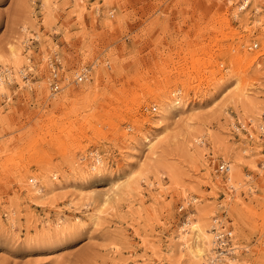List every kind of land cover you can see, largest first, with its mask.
Masks as SVG:
<instances>
[{"label": "rangeland", "instance_id": "1", "mask_svg": "<svg viewBox=\"0 0 264 264\" xmlns=\"http://www.w3.org/2000/svg\"><path fill=\"white\" fill-rule=\"evenodd\" d=\"M255 2L0 0V264H185L216 221L264 264Z\"/></svg>", "mask_w": 264, "mask_h": 264}, {"label": "bare ground", "instance_id": "2", "mask_svg": "<svg viewBox=\"0 0 264 264\" xmlns=\"http://www.w3.org/2000/svg\"><path fill=\"white\" fill-rule=\"evenodd\" d=\"M251 3H252V0L250 2V6H251ZM255 4L256 5L258 4V0H256ZM250 6H249V8H250ZM237 9H239L238 6H237ZM255 9H256L255 10L256 13H258L260 11V9L258 7H256ZM246 10L240 9L241 12L242 11L244 12ZM10 57H11V60H12L14 65L20 64L21 56H20V52L18 51V49L13 47L11 49ZM8 79L11 80V78H9V77H8ZM86 79H87V77H86ZM4 89H5L4 88V78L0 76V91H2ZM177 105H179V104L178 103L177 104L176 103L171 104L169 106L170 110L175 109L177 107ZM261 129L263 131L264 126ZM153 145H154V143H152L151 147ZM223 164H227V163H223ZM229 172H230V167H229ZM231 177H233V175ZM229 181H232V179H229ZM183 210H184V208H183ZM191 217H192V215L188 216L187 221L184 224V226L190 225ZM197 224L192 225L191 231H189L192 234L191 239H192L193 243H190L188 241V239L186 238V235H184V234L182 235V239L184 241H186V248H187V255H188L185 264H227L228 258H234L235 259L234 255L236 254L237 248H234L233 246H231L229 249L224 250L220 253H218L216 250V247L219 246L217 244L216 240L221 238L220 237L221 234H224V231H222V226H221V224H219V221H216L215 225L213 227V230L216 231V232H213V235H212L213 239L211 238V233H209L207 228H206L207 226H205L203 228V227H199ZM182 231H183V229H182ZM225 251L227 253H225ZM230 254H232V255H230ZM229 262L231 263L230 259H229Z\"/></svg>", "mask_w": 264, "mask_h": 264}, {"label": "built area", "instance_id": "3", "mask_svg": "<svg viewBox=\"0 0 264 264\" xmlns=\"http://www.w3.org/2000/svg\"><path fill=\"white\" fill-rule=\"evenodd\" d=\"M251 0H236V6H238L241 10H246L250 6ZM251 49L256 50L258 49V44L254 43L251 47ZM261 60L264 63V54L261 56ZM88 70H85L83 73L76 76V83H81L86 80ZM53 77L56 78V73H53ZM50 89L52 92H58L59 91V85L58 81L55 79L52 84L50 85ZM262 131V130H261ZM262 135L264 136V130L262 131ZM229 172V166L227 164L220 163L215 168V173L226 176ZM183 211V207L178 208V213H181ZM221 238L217 239L216 242L219 245L218 247L221 249V247L228 246L229 240L227 234H221Z\"/></svg>", "mask_w": 264, "mask_h": 264}]
</instances>
